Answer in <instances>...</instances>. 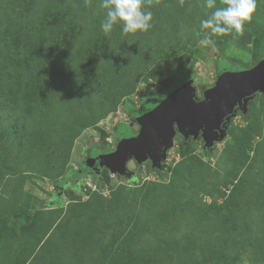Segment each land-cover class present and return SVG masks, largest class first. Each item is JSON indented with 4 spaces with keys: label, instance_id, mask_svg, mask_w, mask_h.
I'll return each mask as SVG.
<instances>
[{
    "label": "rangeland",
    "instance_id": "rangeland-1",
    "mask_svg": "<svg viewBox=\"0 0 264 264\" xmlns=\"http://www.w3.org/2000/svg\"><path fill=\"white\" fill-rule=\"evenodd\" d=\"M101 3L0 0V94L12 99L0 107V264H106L119 235L128 253L147 256V264H264L260 95L211 149L176 134L159 168L129 162L128 170L135 171L130 180L107 170L99 183L81 166L88 145L112 148L116 126L133 122L124 102L141 109L140 92L153 97L170 83L165 74L170 63L192 73L198 97L216 82L218 61L251 68L264 48L259 42L264 0H258L253 22L245 26L254 55L231 43L232 34L212 37L214 47L199 43L201 22L215 10L205 0H186L183 7L179 0L146 6L153 27L135 35L124 34L121 24L105 35L101 25L107 10ZM50 8L64 14L73 38L49 64L51 75L45 78V61L33 47L39 39L49 45L54 37L52 29H38ZM99 39L117 52V67L108 61L88 63ZM86 70L102 81L98 94L81 86ZM13 103L8 117L5 111ZM249 123L260 126V135L251 149L241 151L234 137ZM129 129L135 132L138 124ZM6 212L13 214L7 220L2 219Z\"/></svg>",
    "mask_w": 264,
    "mask_h": 264
},
{
    "label": "water",
    "instance_id": "water-1",
    "mask_svg": "<svg viewBox=\"0 0 264 264\" xmlns=\"http://www.w3.org/2000/svg\"><path fill=\"white\" fill-rule=\"evenodd\" d=\"M193 78V75L178 76L174 85L171 83L165 88L158 101L136 121L137 134L123 131L112 174L131 179L135 176V171L127 168L131 161L135 166L149 162L153 168H159L177 133L194 139L201 133L203 147L211 149L216 142L225 139L226 123L235 107L246 114L250 97L256 93H260L264 101V58L248 69L225 64L202 100L197 99L195 88L191 87ZM128 126L131 128L133 122Z\"/></svg>",
    "mask_w": 264,
    "mask_h": 264
},
{
    "label": "trees",
    "instance_id": "trees-1",
    "mask_svg": "<svg viewBox=\"0 0 264 264\" xmlns=\"http://www.w3.org/2000/svg\"><path fill=\"white\" fill-rule=\"evenodd\" d=\"M217 5L219 8L223 5L222 0H216ZM42 22L40 24V28H38L41 31L44 30H53L54 31V37L50 41L49 45L40 44V39L37 41V46L33 47V53H36L39 58H42L45 61V67L44 69L46 72L44 73L45 78H48L49 75H51V71L49 70V64L54 61L55 58L58 56H61L65 51L68 49L67 46H69L70 40L73 38V34L71 31L70 26L65 21V16L63 13H60L58 11L52 10V8L47 9L44 14L42 15ZM261 39L259 42H264V34L261 35ZM237 43L240 46H244L245 49L249 52L250 55H254L253 48H249L253 42L252 35L250 32L245 31V35L243 37H237L235 32L232 33V42L231 43ZM102 45H108V41L105 39H99L96 41L94 46H92L91 51L92 54H89L88 57V63L89 64H95L100 61H108L111 63V67H117V62L115 55H117V52L114 51V53H111L110 47H103ZM228 45V44H227ZM226 45V47H227ZM257 52V50H256ZM256 54V53H255ZM224 57L223 54H221L220 57ZM251 57V56H250ZM264 58V48L261 47L259 54L255 56V59L253 60L256 62L253 66H255L260 59ZM220 59V58H219ZM223 59V58H222ZM227 63V62H226ZM222 64H225V60L223 59V62L220 64V61L217 62L216 70L220 68ZM116 65V66H115ZM234 66V65H233ZM240 67V66H237ZM252 67V66H251ZM242 68V67H240ZM188 74L192 75L189 71H187L182 65L176 64V63H170L165 70L166 76L170 79V83L161 89L156 95L153 97H147L140 92L138 94L139 101L141 104V109H135L133 106H131L129 103L124 102L123 108L125 109L127 116L130 117L131 121L135 122L138 121L141 117V115L153 104H155L158 101L159 94L170 84L172 81L182 74ZM83 78L81 80V86L85 89L87 93L90 94H98L99 91H102L101 87V80L98 78L93 71L86 70L83 73ZM209 86H206L205 89H208ZM3 92H7L6 90H2ZM7 94H0V107L1 104H5L9 102V96ZM12 100V99H11ZM263 100V99H262ZM264 102V101H263ZM13 107H10V110L5 111L7 113L6 115L13 116L12 110L15 109L14 103L12 104ZM261 110L264 112V106L261 108ZM264 116V113H262ZM3 118H7L4 117ZM128 130V133H131V135L137 134V131L133 132L131 129H129L128 125L126 124H119L115 128V145L112 148H106L101 149V147L98 144H90L88 147L84 150L82 160H81V166L83 171H90L94 167H98V169H101V174L97 178V181L99 180L100 183V177L105 171H111V169L115 168V160L117 159V153L119 152V149L121 148V142L123 138V131ZM260 126L257 125L256 127L254 125H251V123L247 124L243 128H241L238 135H236L235 138V148L239 150L245 149H251V141L253 138L257 135H260L259 133ZM127 133V135H128ZM183 140L186 141V139L183 138ZM183 143V142H182ZM243 147V148H242ZM116 158V159H115ZM151 169H156L151 166ZM134 176L131 177V179ZM126 178V177H124ZM127 179V178H126ZM130 180V179H127ZM93 181H96L93 179ZM33 199V198H32ZM31 199V200H32ZM33 202H38L37 199H33ZM40 203V201H39ZM10 215H13L12 213H3L2 219L7 220ZM121 235L117 236L113 243L112 248L107 252L106 256V264H147L149 261V258L147 256H134L128 253V245L126 244V239L121 240ZM120 243V245H118ZM115 245V246H114ZM117 246V247H116ZM115 250L113 251V249Z\"/></svg>",
    "mask_w": 264,
    "mask_h": 264
},
{
    "label": "clouds",
    "instance_id": "clouds-1",
    "mask_svg": "<svg viewBox=\"0 0 264 264\" xmlns=\"http://www.w3.org/2000/svg\"><path fill=\"white\" fill-rule=\"evenodd\" d=\"M161 3L162 0H102L100 7L107 10L106 19L101 25L102 31L105 35H110L114 26L121 24L123 33L126 35L147 33L153 27V13L146 10V6L151 8L154 4ZM185 3L186 0H179L181 7ZM91 4L92 0H85L86 6L91 7ZM222 4L224 7L217 8L216 0H205V6L215 10L201 22L203 38L199 43L204 47L215 46V41L212 39L214 36H224L235 32L237 37H243L245 26L253 22L258 9V0H222ZM196 35L200 36L201 33L197 32Z\"/></svg>",
    "mask_w": 264,
    "mask_h": 264
},
{
    "label": "flooded vegetation",
    "instance_id": "flooded-vegetation-1",
    "mask_svg": "<svg viewBox=\"0 0 264 264\" xmlns=\"http://www.w3.org/2000/svg\"><path fill=\"white\" fill-rule=\"evenodd\" d=\"M224 65H225V64H224ZM224 65H223V66H224ZM229 65H230L231 68H237V66H233V65H231L230 63H229ZM223 66H220V68L218 69V71H217V76H218V72H219V70L222 69ZM216 78H217V77H216ZM216 80H217V79H216ZM212 86H213V85H212ZM204 94H205V93L202 92L201 97L196 96L197 99H198V100H202L203 97H204ZM256 95H260V96L262 97V95H261L260 93H256V94L252 95V96L250 97V100H249V102H248V105H249V103H250L252 100H254V98H255ZM262 99H263V97H262ZM247 110H248V109H247ZM238 115L245 116V114L243 113L242 110H240L238 107H235L234 110H233V112H232V116L230 117L228 123H226L227 131H228V129L230 128L231 123H233L234 119H235L236 117H238ZM135 123H136V121H135L133 124H135ZM138 129H139V127H138ZM138 129L136 130L137 132H138ZM226 136H227V134H226ZM181 137L184 138L183 136H181ZM225 138H226V137H225ZM184 139H186V140H187V139H192V140H195V141H200V142H201V148H202V149L204 148V147H203V138H201V133L199 134V137L196 138V139H194L193 137H188V138H184ZM184 141H185V140H184ZM203 152H204V151H203ZM204 153H205V152H204ZM132 162L134 163V161H132ZM134 164H135V163H134ZM79 173L81 174V170H79ZM85 173H86L87 176L92 175V176H93V179H96V178H98V177L100 176V174H101V169H98V167L96 166V167L92 168L90 171H85ZM81 175H82V174H81ZM70 181H71V182H74V181L71 180V179H70ZM64 184H67V181L64 182Z\"/></svg>",
    "mask_w": 264,
    "mask_h": 264
}]
</instances>
